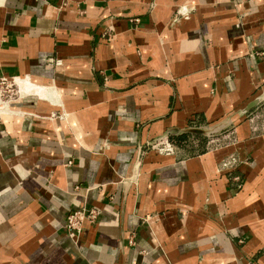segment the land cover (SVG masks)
Here are the masks:
<instances>
[{"label": "crops", "instance_id": "obj_1", "mask_svg": "<svg viewBox=\"0 0 264 264\" xmlns=\"http://www.w3.org/2000/svg\"><path fill=\"white\" fill-rule=\"evenodd\" d=\"M2 76L0 264H264V0H0Z\"/></svg>", "mask_w": 264, "mask_h": 264}, {"label": "built area", "instance_id": "obj_2", "mask_svg": "<svg viewBox=\"0 0 264 264\" xmlns=\"http://www.w3.org/2000/svg\"><path fill=\"white\" fill-rule=\"evenodd\" d=\"M20 94L19 86L13 79L0 77V122L2 117L10 112L11 108L21 98ZM165 146L167 150L171 149L169 143L164 144L163 147ZM100 213L101 209L96 206H83L69 212L65 221V228L69 237L76 240L82 231L85 220L94 222Z\"/></svg>", "mask_w": 264, "mask_h": 264}, {"label": "rangeland", "instance_id": "obj_3", "mask_svg": "<svg viewBox=\"0 0 264 264\" xmlns=\"http://www.w3.org/2000/svg\"><path fill=\"white\" fill-rule=\"evenodd\" d=\"M262 109V108H261ZM260 113L262 114V113H264V111L262 110H260ZM223 131L222 130H220V131H218V132H215L216 133V135H218L219 133H222ZM196 135H198L199 136V134H195V135H193V136H190L189 138H186L184 141H183V144L185 145V147H186V154L187 155H189V154H191V153H195L196 151L195 150H197V151H199V150H201L202 149V147L200 146L201 144H199L198 146L197 145H195L196 144ZM207 145V138H205V144H204V146H206Z\"/></svg>", "mask_w": 264, "mask_h": 264}, {"label": "water", "instance_id": "obj_4", "mask_svg": "<svg viewBox=\"0 0 264 264\" xmlns=\"http://www.w3.org/2000/svg\"><path fill=\"white\" fill-rule=\"evenodd\" d=\"M259 99H257V101L252 104V105H249L248 108H246L245 110H243L241 113H245L247 110H249L251 107H253L257 102H258ZM230 124L229 122L226 123V125ZM226 125L224 126H217V127H211V128H205V129H202V128H194V129H188L186 132H189V133H195V134H201L203 136H209L210 134L212 133H215V132H218L220 131L221 129H223L224 127H226Z\"/></svg>", "mask_w": 264, "mask_h": 264}, {"label": "trees", "instance_id": "obj_5", "mask_svg": "<svg viewBox=\"0 0 264 264\" xmlns=\"http://www.w3.org/2000/svg\"><path fill=\"white\" fill-rule=\"evenodd\" d=\"M189 137V135H186V134H183V135H181V136H178V137H176V138H173V140H175V141H177L178 143H183V141L186 139V138H188ZM196 138H197V142H196V144H197V146L199 145V144H201L200 146L202 147V149L201 150H204L205 148H206V146H204V144H205V139L204 138H202V137H200V136H198V135H196ZM201 150H199V151H201Z\"/></svg>", "mask_w": 264, "mask_h": 264}]
</instances>
